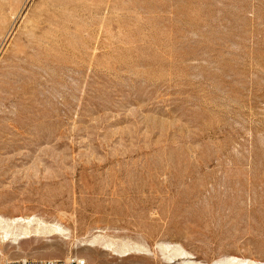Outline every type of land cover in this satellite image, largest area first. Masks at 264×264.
<instances>
[{"label": "rangeland", "instance_id": "374dc122", "mask_svg": "<svg viewBox=\"0 0 264 264\" xmlns=\"http://www.w3.org/2000/svg\"><path fill=\"white\" fill-rule=\"evenodd\" d=\"M0 228V264H264V0H0Z\"/></svg>", "mask_w": 264, "mask_h": 264}, {"label": "built area", "instance_id": "2783aa9c", "mask_svg": "<svg viewBox=\"0 0 264 264\" xmlns=\"http://www.w3.org/2000/svg\"><path fill=\"white\" fill-rule=\"evenodd\" d=\"M4 264H88L84 258L71 255L68 258H17L8 259Z\"/></svg>", "mask_w": 264, "mask_h": 264}, {"label": "bare ground", "instance_id": "6f19581e", "mask_svg": "<svg viewBox=\"0 0 264 264\" xmlns=\"http://www.w3.org/2000/svg\"><path fill=\"white\" fill-rule=\"evenodd\" d=\"M1 229V228H0ZM53 230L54 231H57V232H63L64 231V229L62 228V227H60V226H55L54 228H53ZM10 237V233H9V231H7L6 229H3V234H2V239H3V241H6L8 238ZM0 253H1V250H0ZM69 257V256H68ZM242 264H257V263H253V262H248V263H246V262H244V263H242Z\"/></svg>", "mask_w": 264, "mask_h": 264}]
</instances>
